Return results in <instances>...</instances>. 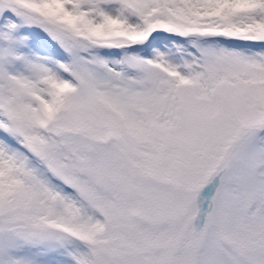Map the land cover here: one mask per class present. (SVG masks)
<instances>
[{
  "label": "snow or ice",
  "instance_id": "1",
  "mask_svg": "<svg viewBox=\"0 0 264 264\" xmlns=\"http://www.w3.org/2000/svg\"><path fill=\"white\" fill-rule=\"evenodd\" d=\"M0 264H264V0H0Z\"/></svg>",
  "mask_w": 264,
  "mask_h": 264
}]
</instances>
